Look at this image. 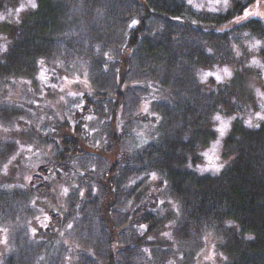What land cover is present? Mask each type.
<instances>
[{
    "label": "clouds",
    "instance_id": "1",
    "mask_svg": "<svg viewBox=\"0 0 264 264\" xmlns=\"http://www.w3.org/2000/svg\"><path fill=\"white\" fill-rule=\"evenodd\" d=\"M241 3L75 0L17 57L42 0H0V264H234L255 231L196 211L171 168L220 177L237 122L264 126V0ZM189 106L212 135L184 148Z\"/></svg>",
    "mask_w": 264,
    "mask_h": 264
},
{
    "label": "trees",
    "instance_id": "2",
    "mask_svg": "<svg viewBox=\"0 0 264 264\" xmlns=\"http://www.w3.org/2000/svg\"><path fill=\"white\" fill-rule=\"evenodd\" d=\"M74 2L75 0H42L38 13L26 21L20 32L15 55L19 57L33 47L44 46L48 42V38L43 35L44 30L53 27ZM106 2L110 5L131 4L137 0ZM150 3L158 13L173 12V6L182 3V0H150ZM242 7L241 0H237V9ZM231 14L230 12L228 15ZM219 18L223 19L224 16ZM170 23L177 29L184 27L174 21ZM194 31L201 30L197 28ZM208 35L217 34L210 32ZM184 114L186 118H191L190 122L194 125L192 140L188 145H183L184 148H190L196 139L212 135L207 127L200 123L202 117L197 116L194 107L186 108ZM234 132L241 134L239 140L234 136L229 138L231 151L236 154V158L232 166L220 177H198L187 169L171 168L174 161L184 159L183 153L176 152V148L182 144L179 134L169 140L168 151L164 153L161 162L171 168L175 187L195 205L196 211L206 214L215 209L217 216H220L226 209V214L237 217L245 227L255 231L254 241L242 242L236 238L231 241L230 246L235 255L234 264H264V126L259 130H249L239 127L237 122Z\"/></svg>",
    "mask_w": 264,
    "mask_h": 264
}]
</instances>
